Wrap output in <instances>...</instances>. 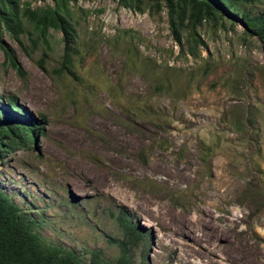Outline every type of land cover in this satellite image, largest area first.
Listing matches in <instances>:
<instances>
[{"label":"rangeland","instance_id":"374dc122","mask_svg":"<svg viewBox=\"0 0 264 264\" xmlns=\"http://www.w3.org/2000/svg\"><path fill=\"white\" fill-rule=\"evenodd\" d=\"M247 8L264 11V0ZM73 19L76 77L63 72L60 31L40 35L27 23L20 41L0 36L25 72L0 49V95L44 121L32 147L0 160V187L40 219L43 235L87 257L120 255L121 213L144 235L129 245L137 264H203L184 252V233L203 217L263 254L262 42L240 23H205L192 47L165 10L117 0H79Z\"/></svg>","mask_w":264,"mask_h":264},{"label":"trees","instance_id":"16d2710c","mask_svg":"<svg viewBox=\"0 0 264 264\" xmlns=\"http://www.w3.org/2000/svg\"><path fill=\"white\" fill-rule=\"evenodd\" d=\"M46 2V0H44ZM121 7L136 12H160L165 10L171 29L181 42L185 30L192 37L195 47L198 27L205 23L232 27L238 23L244 26L247 35L257 37L264 48V11L255 12L247 8L262 0H117ZM79 0H52V3L32 6L31 1L0 0V36L8 31L19 41L25 25L31 23L40 35H47L51 29L62 33L64 53L63 72L76 77L74 55L78 33L73 19V10ZM123 39V38H120ZM118 34L114 39V52L122 47ZM12 66L25 74L21 64L10 48L0 42ZM128 46L122 51L126 62L133 66ZM146 62H141L142 67ZM41 68L46 67L41 63ZM159 79V78H158ZM158 84H166L163 76ZM39 119L27 115L15 95H0V160L8 153L32 147L37 141V133L44 128ZM206 148L202 149L207 153ZM125 239L119 241L121 253L114 259L107 258L102 250H92L87 257L78 250L56 242L43 235L42 223L38 217L28 212L9 193L0 187V264H137L129 251V245L144 238L124 213H121Z\"/></svg>","mask_w":264,"mask_h":264},{"label":"bare ground","instance_id":"6f19581e","mask_svg":"<svg viewBox=\"0 0 264 264\" xmlns=\"http://www.w3.org/2000/svg\"><path fill=\"white\" fill-rule=\"evenodd\" d=\"M164 213V209H162L160 218L164 219L166 214ZM178 228L181 230V233H184L182 227ZM192 231L193 233H184L190 237V243L184 246L185 257L188 259L195 260L194 258H197L199 262L203 264H223L225 261L231 264H259L258 261L264 258V253L262 254L258 249H252L249 242L243 239L233 241L225 237V230L212 225V223L208 221V218L205 219L203 217L197 223L193 224ZM222 238L226 240L221 243L220 239Z\"/></svg>","mask_w":264,"mask_h":264}]
</instances>
